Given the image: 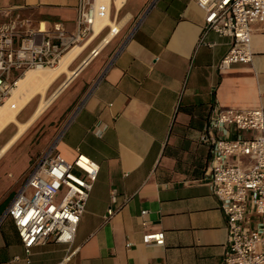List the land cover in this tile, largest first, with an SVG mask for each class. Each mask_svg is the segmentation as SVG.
Masks as SVG:
<instances>
[{"label":"crops","instance_id":"1","mask_svg":"<svg viewBox=\"0 0 264 264\" xmlns=\"http://www.w3.org/2000/svg\"><path fill=\"white\" fill-rule=\"evenodd\" d=\"M78 1L0 0V10L30 19L35 28L61 22L73 31ZM109 20L119 33L112 37L104 27L91 36L68 67L75 75L39 117L52 134L59 128L56 154L67 161L84 155L98 166L97 177L73 243L35 246L29 264L42 256L46 264H220L226 219L206 176L210 146L200 138L214 108L264 111V22L251 25V62L221 72L217 65L231 41L212 31L203 34L204 14L194 0H113ZM65 81L61 75L46 98ZM38 99L17 113L20 123ZM9 128L0 148L17 131L11 123L0 138ZM214 134L230 140L259 135L234 128ZM21 139L0 158L2 190L21 178L3 168L9 152L20 149L11 168L22 161L25 169L26 137ZM225 162L251 164L243 156ZM16 191L0 200V264H27L17 231L4 216ZM109 208L114 214L107 219ZM159 231L162 247L142 243L144 234Z\"/></svg>","mask_w":264,"mask_h":264},{"label":"built area","instance_id":"2","mask_svg":"<svg viewBox=\"0 0 264 264\" xmlns=\"http://www.w3.org/2000/svg\"><path fill=\"white\" fill-rule=\"evenodd\" d=\"M111 1L79 0L73 31L61 22H53L50 28L41 24L35 28L30 19L10 9L0 10V110L5 107L8 112L14 111L13 93L26 71L54 67L73 47L85 44L100 26L108 27L109 35L116 36L119 28L109 20ZM194 1L204 14L203 34L212 31L231 41L218 70L250 63L251 25L264 22V0ZM227 128L259 135L230 140L214 134ZM200 139L210 146L206 176L226 219L227 239L220 264H264V111L214 108ZM55 144L56 141L35 159L4 215L17 231L27 264L35 246L49 240L64 245L73 243L98 173V166L82 154L73 161L57 155ZM232 156L246 157L251 164L247 168L226 164L225 160ZM28 190L33 193L28 195ZM146 213L142 211L141 215ZM113 214L109 208L106 218ZM142 243L162 247L164 233L144 234Z\"/></svg>","mask_w":264,"mask_h":264},{"label":"bare ground","instance_id":"3","mask_svg":"<svg viewBox=\"0 0 264 264\" xmlns=\"http://www.w3.org/2000/svg\"><path fill=\"white\" fill-rule=\"evenodd\" d=\"M105 23H107V21ZM105 23H103V25ZM102 27L103 26H100L95 29L94 35L91 39H93V37L100 32V29ZM106 38L105 41L101 43L100 47H97L95 49L94 54L89 56L90 58L97 55L102 46H104L105 43L109 41V36L107 39ZM89 42L90 41L86 42L83 45H76L75 47H73L60 58L59 62L56 63L54 67L43 68L40 70H28L25 72L23 77L19 79L17 88L14 91L12 97V101L14 102L15 106L14 111L8 112L5 107L0 110V133L9 123H13L17 128L15 134L12 135L8 142L0 149V158L5 153V151L18 140V138L26 131V129L35 121V119L44 112V110L51 103L54 97L59 93V91H61L70 81V79H72L77 70L72 72L68 67L73 63L76 57L83 51L84 47ZM61 75L66 76V81L55 91V93L46 98L45 95L47 89L53 83H55L57 79L61 77ZM36 97H39V99L30 117L24 123L18 122L15 118L17 113L20 112V110L24 109L33 100H35Z\"/></svg>","mask_w":264,"mask_h":264},{"label":"rangeland","instance_id":"4","mask_svg":"<svg viewBox=\"0 0 264 264\" xmlns=\"http://www.w3.org/2000/svg\"><path fill=\"white\" fill-rule=\"evenodd\" d=\"M47 95H45V97H46ZM34 101V100H33ZM32 101V102H33ZM31 102V103H32ZM30 103V104H31ZM29 105V104H28ZM27 105V106H28ZM26 106V107H27ZM33 106H34V104L33 105H31L30 107H28L22 114H21V116H20V118H19V120H24V119H26L28 116H29V114L31 113V111H32V109H33ZM45 111V110H44ZM32 114V113H31ZM43 114V113H42ZM41 114V115H42ZM41 115H39V117L41 116ZM39 117H37L36 119H35V121L39 118ZM17 120V119H16ZM18 121V120H17ZM34 121V122H35ZM42 120H40V118L34 123H32L27 129H26V134L24 135V133L18 138V140L8 149V151L22 138V136L24 135L25 137H26V144L24 143V149H22L23 151H24V168L25 169H21V165H22V161H20V163H19V165L17 166V167H15V169H13V168H11V166H13L12 165V160L14 161V159L17 157V155L19 154V148H16V149H14V150H12L11 152H9V154H7V156L5 157V159L3 160L4 162V164H3V168L5 169V170H13V172H14V174H15V177L16 178H18L20 175H21V178L18 180V182H17V184H16V186L14 187V188H11V187H9V186H6L5 188H4V190H2V189H0V200L4 197V196H6L11 190H13V191H16L18 188H19V186L20 185H22V183L24 182V179H25V177H26V175L28 174V172L30 171V168H31V166H32V164H33V162L35 161V159L37 158V157H39V156H41L42 154H44L45 153V151H47L51 146H52V144L56 141V137H57V134H58V129L59 128H57V130H56V132L54 133V134H52L51 133V130H46L45 129V126L43 125V126H41L42 124V122H41ZM19 122V121H18ZM9 124H11V123H9ZM9 124L5 127V129L9 126ZM60 126V125H59ZM58 126V127H59ZM4 129V130H5ZM3 130V131H4ZM2 131V132H3ZM35 132V133H34ZM11 133H12V130H11V128H9L3 135H2V137L0 138V146L5 142V140L11 135ZM15 134V133H14ZM13 134V135H14ZM48 134V135H47ZM24 136H23V138L22 139H24ZM12 137V136H11ZM10 137V138H11ZM21 139V140H22ZM8 142V141H7ZM6 142V143H7ZM5 143V144H6ZM4 146V145H3ZM2 146V147H3ZM1 147V148H2ZM0 148V149H1ZM46 148H48V149H46ZM7 151V152H8ZM6 152V153H7ZM5 153V154H6ZM4 154V155H5ZM31 160V162L29 163V165H28V162ZM1 164V165H2ZM23 171V172H22ZM60 192V191H59ZM33 193V191L32 190H28L27 191V194L28 195H31ZM46 257L45 256H42V258H40V257H38L37 258V262H34L33 261V264H46L45 263V259ZM40 259H42V260H40ZM35 260V259H34Z\"/></svg>","mask_w":264,"mask_h":264}]
</instances>
